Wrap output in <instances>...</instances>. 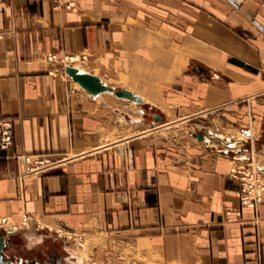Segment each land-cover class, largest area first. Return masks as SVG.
Listing matches in <instances>:
<instances>
[{"label":"crops","instance_id":"obj_1","mask_svg":"<svg viewBox=\"0 0 264 264\" xmlns=\"http://www.w3.org/2000/svg\"><path fill=\"white\" fill-rule=\"evenodd\" d=\"M77 61L156 114L75 88L63 70ZM263 93L264 0H0L6 252L28 264L25 250L74 233L162 245L181 264H264V202L243 207L232 175L233 159L262 160ZM246 125L258 136L243 143ZM26 155L62 163L24 176Z\"/></svg>","mask_w":264,"mask_h":264},{"label":"rangeland","instance_id":"obj_2","mask_svg":"<svg viewBox=\"0 0 264 264\" xmlns=\"http://www.w3.org/2000/svg\"><path fill=\"white\" fill-rule=\"evenodd\" d=\"M74 64L80 66V69L87 71L83 68V64L80 61H77ZM63 71L66 77L69 80H72V78L66 73L65 69ZM104 80H103L104 82L116 86L117 89H123L125 88L126 85L124 79L115 80L112 78H107V79L104 78ZM74 86L77 89L84 90L75 81H74ZM155 93L157 99V103L155 104L160 107L161 104L160 101L164 99V96L166 95L167 91H155ZM107 95H113L115 99H118L117 98L118 96H116L115 94H107ZM118 101H121L124 104H131L132 107H134L138 111L137 114L138 118L145 120L146 119L151 120L153 115L156 114L155 110L159 109L156 106H153L152 101L143 104L135 103L126 99L118 100ZM240 128L235 132L236 138H239ZM254 136L255 137L258 136V133H255V131H254ZM221 141L219 143L220 147L222 148L224 147V149H227L225 148L226 146H224V144ZM237 146L240 147L241 143H239ZM240 149L241 147L238 150ZM233 150L237 151V149H233ZM244 150H246L245 154L247 155V157L251 158L250 153L248 152L249 150L248 145L244 146ZM261 158L262 160L260 161V164L264 166V154L261 156ZM249 160L250 159H248V161ZM251 160L252 162H254L253 164L255 165L257 160L255 158ZM233 161H234L233 170L238 165H242V161L239 160L236 161L234 159ZM3 219H5L6 222H4ZM9 227H10V220L1 217L0 235L3 234L4 229ZM46 246L47 248L45 247V248L35 249L33 251L25 250L26 251L25 253L29 255V258L31 260V262H29L28 264H37L36 262H39L40 264H60L56 260L51 262V258L54 253L56 254V259H61L63 261L62 264H83V263L84 264H181V260L175 261L174 258L172 259L169 255V251L164 250L162 245H158V246L155 245L150 248H146V247L142 248L140 246H137L136 241H132L126 238H112V239L102 238L97 240H88L82 234L66 233V234H62L59 242L56 243L48 242ZM192 260L189 259V262L191 264H195L194 260L193 261ZM80 261L82 263H79ZM184 262L185 261H183V263Z\"/></svg>","mask_w":264,"mask_h":264},{"label":"built area","instance_id":"obj_3","mask_svg":"<svg viewBox=\"0 0 264 264\" xmlns=\"http://www.w3.org/2000/svg\"><path fill=\"white\" fill-rule=\"evenodd\" d=\"M236 7L240 3L233 1ZM239 138L243 143H247L254 138V130L251 126L240 128ZM14 142V123L11 119H0V149H9ZM25 165L23 175L32 173H47L57 168L62 162L52 159L47 155H26L23 156ZM232 175L239 180L240 189L238 196L243 207L257 208L264 202V166L260 162L253 164L250 159L242 161V165H238ZM238 213L229 209L227 214L232 216ZM6 222L5 219H3Z\"/></svg>","mask_w":264,"mask_h":264},{"label":"water","instance_id":"obj_4","mask_svg":"<svg viewBox=\"0 0 264 264\" xmlns=\"http://www.w3.org/2000/svg\"><path fill=\"white\" fill-rule=\"evenodd\" d=\"M64 68L66 73L72 78V80L78 83L92 96H97L104 92H112L120 98L129 99L135 103H144V99L134 91H131L129 89H117L114 86L105 83L100 76L94 73L84 71L79 67L70 64L65 65ZM192 134L202 141L207 138V134L205 133V131H193ZM6 246V236L0 235V264H22L21 262L14 261L8 255V253L6 252ZM55 260L60 264L63 263L61 259H56V254L54 253L51 258V262Z\"/></svg>","mask_w":264,"mask_h":264},{"label":"bare ground","instance_id":"obj_5","mask_svg":"<svg viewBox=\"0 0 264 264\" xmlns=\"http://www.w3.org/2000/svg\"><path fill=\"white\" fill-rule=\"evenodd\" d=\"M80 67V66H79ZM105 81V80H104ZM132 90V89H130ZM144 99L146 100V98L144 97ZM219 136V135H218ZM209 139V138H208ZM221 139V138H220ZM223 139V138H222ZM224 141V140H223ZM226 143V142H225ZM235 143V142H234ZM254 163V162H253ZM70 250V249H69ZM79 263H82L81 261ZM84 264V263H83Z\"/></svg>","mask_w":264,"mask_h":264}]
</instances>
